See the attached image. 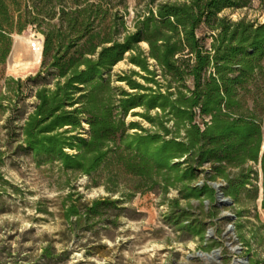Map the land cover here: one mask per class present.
I'll return each instance as SVG.
<instances>
[{
  "label": "trees",
  "instance_id": "16d2710c",
  "mask_svg": "<svg viewBox=\"0 0 264 264\" xmlns=\"http://www.w3.org/2000/svg\"><path fill=\"white\" fill-rule=\"evenodd\" d=\"M155 3L137 13L131 29L127 0H0V63L12 50L14 32L35 26L43 36L41 69L24 80L9 77L5 86L16 98L13 112L34 91L32 110L22 113L19 146L38 166L56 165L68 176L59 204L67 236H99L117 227L128 203L158 186L163 194L179 192L170 201L169 223L206 239L203 202L214 205L216 190L196 181L207 164V180L224 179L226 196L236 200L257 176L246 164L260 161L264 208V22L220 15L252 0ZM127 54L139 70L118 76L129 90L116 89L110 71ZM139 107L144 112L137 115L155 131L126 122ZM155 109L162 114L152 115ZM14 119H7L9 126ZM96 173L106 174L110 195L87 200L69 176ZM193 199L200 216L191 214ZM217 214L211 207L207 215ZM239 237L251 246L241 226ZM71 253L49 243L41 264L62 263Z\"/></svg>",
  "mask_w": 264,
  "mask_h": 264
},
{
  "label": "rangeland",
  "instance_id": "374dc122",
  "mask_svg": "<svg viewBox=\"0 0 264 264\" xmlns=\"http://www.w3.org/2000/svg\"><path fill=\"white\" fill-rule=\"evenodd\" d=\"M150 1L127 0L126 19L131 29L137 13H146ZM161 1L173 0H156V3ZM220 15L227 16L232 21L245 18L263 23L264 0H252L248 7L225 10ZM15 34H25L32 40V46L21 52V59L28 58L35 51L34 46L37 47L42 39V33L35 26H28L22 33L14 32L13 39ZM141 47L147 48V44L142 43ZM9 56L5 63H0V102L3 105L0 108V190L3 191L0 200V264H41L42 248L49 243L55 245L58 251L66 248L72 251L67 260L58 264H233L237 256L248 255L253 256L257 264H264L263 173L260 161L246 164V167L251 166L257 172V176L252 178V184L243 190L239 198L234 200V205L218 207L209 203L207 208L203 202L207 230L213 229L210 238L202 240L188 232H180L171 225L166 215L171 210L170 201L178 197L179 192L176 188H170L168 193L163 194L158 186L152 191L137 194L128 203L130 210L120 217L117 227L108 231L102 229L99 236H95L93 232H88L82 237L64 234L66 226L61 218L59 204L60 198L68 192V176L61 174L56 165L38 166L32 155L20 148L19 126L25 118L22 113L32 110L34 91L21 102L22 108L13 112V102L16 98L5 86L9 77L24 80L28 76H34L41 69L42 60L32 69L23 71L9 66ZM134 70L139 68L129 61L127 54L110 71L113 86L116 89L121 87L129 90L125 82L118 80V76ZM134 78L145 83L138 76ZM157 78L161 76L158 75ZM140 112H144L142 107L131 110L126 122L129 124L136 121L155 131L153 125L137 115ZM151 114L161 115L162 112L155 109ZM9 117L15 118L10 126L7 123ZM168 125L171 127V123ZM134 131L135 129L129 130L130 133ZM209 169L208 164L203 167L204 172L199 174L197 185L210 181L206 177ZM232 172L237 173L238 169H233ZM69 177L71 184L77 186L87 200L110 195L106 190L105 173H96L94 177L74 174ZM215 182L222 183L224 187L227 184L222 178L216 179ZM117 188L125 189V183L119 182ZM118 196L119 194L115 195ZM180 203L186 207L188 202L181 200ZM191 203L194 205L191 209L193 217L200 216L201 210L197 208L199 201L193 199ZM211 207L218 212L215 218L207 215ZM39 208L47 211L39 212ZM222 211H229L235 214L236 218L217 220ZM230 224L235 226L237 241H234L228 229ZM239 226L242 234L251 243L249 248L239 237ZM254 234L256 236H253ZM236 245L243 247L240 254L231 250L232 247L235 249ZM214 249H220L218 257L204 259L197 256L200 251L211 253ZM87 250L91 252L88 253Z\"/></svg>",
  "mask_w": 264,
  "mask_h": 264
},
{
  "label": "water",
  "instance_id": "95a60500",
  "mask_svg": "<svg viewBox=\"0 0 264 264\" xmlns=\"http://www.w3.org/2000/svg\"><path fill=\"white\" fill-rule=\"evenodd\" d=\"M9 58H10V56H9ZM208 183H209V185H211L216 190V203H215L216 206L222 207V205H225L227 207H230V206L234 205V199L230 196H226V194L223 190L224 185L222 183H218L215 181H209ZM204 202H205L206 207L208 208L210 201L205 200ZM224 218H229L231 220H234L236 218V215L232 214L229 211H222L220 217H218L217 220H222ZM228 229L232 233L234 241H237L238 238H237V235L235 234V231H234L235 226L233 224H230L228 226ZM212 235H213V229H208L205 238L206 239L210 238ZM230 244H228V245H230ZM234 250L237 254H240L243 250V247H241L240 245H236ZM219 254H220V249H214L211 251V253L200 251L197 253V256L204 258V259H209L212 257H218ZM237 261H241L242 264H249V257L248 256H246V257L237 256L235 258L233 264H236Z\"/></svg>",
  "mask_w": 264,
  "mask_h": 264
},
{
  "label": "bare ground",
  "instance_id": "6f19581e",
  "mask_svg": "<svg viewBox=\"0 0 264 264\" xmlns=\"http://www.w3.org/2000/svg\"><path fill=\"white\" fill-rule=\"evenodd\" d=\"M36 41V40H35ZM38 41V39H37ZM39 43V42H38ZM29 46H32L31 37L25 34H15L12 52L9 58V66L11 68H20L23 71H28L32 69L35 65L39 64L42 60V51H43V36L38 44L35 47V51L26 59H21L20 54L26 50ZM33 48V47H32ZM32 52V51H31ZM32 54H34L32 56ZM233 251H235L232 247ZM211 259V258H209ZM236 264H242L241 261H237Z\"/></svg>",
  "mask_w": 264,
  "mask_h": 264
}]
</instances>
